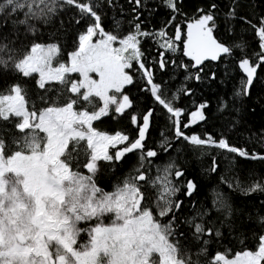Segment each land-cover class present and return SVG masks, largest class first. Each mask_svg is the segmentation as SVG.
I'll list each match as a JSON object with an SVG mask.
<instances>
[{
  "label": "snow or ice",
  "instance_id": "obj_1",
  "mask_svg": "<svg viewBox=\"0 0 264 264\" xmlns=\"http://www.w3.org/2000/svg\"><path fill=\"white\" fill-rule=\"evenodd\" d=\"M102 2L109 9H119L121 15H126L119 0ZM126 2L131 5L133 14L127 21L132 31L122 37L115 34L121 28L120 19L113 18L115 31L103 26L98 11L101 0H3L0 3V17L19 14L22 18L11 23L33 36L37 32L35 22L42 20L47 24L65 6L77 10L76 18L69 19V25L74 23L79 28L84 24L75 33L73 50L67 53L68 63L60 62L55 67L53 61L62 51L59 43L33 42L23 54H18L8 44H0V69L12 70L25 79L38 74L39 89L51 91L46 85L56 82L65 94L63 101L40 97L48 106L37 109L33 104L29 110L25 89L19 83L11 85L7 94L0 93V120L18 118L10 140L0 135V264H191L178 255V244L172 242L179 227L187 225L192 230L194 239L204 246L201 254L206 253L210 242L204 237L220 240L223 238L221 228L227 229L229 234L234 231L235 225L230 219L233 209L222 199L213 201L214 210L224 214L221 228L206 227L204 217L210 215L211 210L196 211L194 216L177 224V213L183 201L173 199L181 191L174 180L179 181L185 173L174 163L166 165L163 174L152 181L153 185L159 184L155 215L144 203L146 197L138 184L146 181L144 172L111 192L99 187L94 176L101 162H120L137 150L141 164L158 155L157 151L146 148L155 109L149 107L142 113L130 111L135 102L127 88L137 83L141 85L139 91L150 94L154 104L165 111L177 142L183 140L192 147H214L246 160L264 161V154L232 145L227 136L217 139L211 134H205L204 138L186 134L185 129L207 119V101L198 105L193 101L195 110L191 112L174 104L181 95H194L195 90L188 87V83L205 78L206 61L232 57L233 48L239 49L243 57L236 64L242 75L233 96L250 95L258 76L257 69L264 65V16L258 18L257 24L247 17H239L259 39L260 52L254 53L253 61L245 53L243 42L229 46L215 37V3L207 12L198 9V17L186 23V32L175 25L174 36L170 37L167 28L179 12L177 0H162L174 15L155 32L142 27L149 0ZM237 2L233 0L234 5ZM228 16L236 17L234 7ZM8 23L5 20L3 27H8ZM149 38L161 49L155 61L160 71H165L171 63L186 73L184 82L170 97L165 95L167 82L155 81L153 68L141 50L142 42ZM176 41H182L183 56L189 58L190 64L183 61L177 64L176 60L166 58V52L178 51ZM70 74H78L80 79L71 80ZM208 78L215 80L216 73ZM94 98L100 104L89 110ZM228 106V101L221 98L218 110L223 113ZM113 113V118L129 115V122L137 133L134 139L121 131L108 134L94 127V122ZM185 114L187 122L182 119ZM236 123L239 121H234L230 127L234 128ZM161 147L165 153L172 149L168 137H164ZM110 149L115 151L110 152ZM81 153L85 157L82 167L87 174L73 170L75 156ZM79 167L77 165V169ZM217 169V159L213 156L209 170L215 173ZM228 186L232 188L231 184ZM182 187L189 197L196 190L192 180H187ZM241 191L245 195L264 193V182H255ZM106 215L114 217L109 224L104 223ZM157 217H168V222L161 223ZM259 220L264 224V216ZM82 224L87 227H81ZM82 234L87 236L84 243L79 242ZM184 235L179 233L181 238ZM209 264H264V235L258 237L255 251L246 249L232 255L228 248L223 253L217 252Z\"/></svg>",
  "mask_w": 264,
  "mask_h": 264
},
{
  "label": "trees",
  "instance_id": "obj_2",
  "mask_svg": "<svg viewBox=\"0 0 264 264\" xmlns=\"http://www.w3.org/2000/svg\"><path fill=\"white\" fill-rule=\"evenodd\" d=\"M157 1L158 0L149 1V10L145 11L142 16L146 25L157 26L165 22L170 16L169 10L165 9ZM119 2L123 5V8L125 6L128 7V10L129 7L131 9V5H129L126 0H119ZM213 3L217 5V8L213 10L216 14L218 13V10L227 13V17H222L221 22L219 23V28L221 29L218 34L220 36L219 39L230 43L249 42L251 35L243 33L242 28L245 26V23L242 22L239 17L244 15V13L250 12H255L256 15L257 13L264 15L261 14L264 13V0H238L235 5L233 0L177 1L179 10L185 14L188 13L189 15L197 8L208 11ZM102 7H105L103 19H105L106 24L109 25V21H112L113 23L114 17L120 19L122 22L125 19V15H121L119 9H109L106 4H103ZM233 7L236 12L235 18L228 16L229 11H231ZM70 8L71 7L62 11L60 10L61 12L58 10L57 13L48 20L47 24L42 20L35 22L34 26L37 29L35 36L27 33L23 27H17L11 23L13 20L22 18L19 14L17 16L6 14L0 17V44H8V46L14 48L18 54H23L31 43L42 36V31L45 30V33L49 34V36L51 34L58 38L62 44L64 43V47L70 48L73 46V36L78 30L74 23L71 25L68 24L69 19H75L77 13L76 9ZM130 14L132 18L133 14L131 12ZM5 20L9 22L8 27H3ZM229 25L230 29L228 30ZM216 62L218 63V61ZM216 62L211 61L209 63H214V65H216ZM229 62H231L229 65L231 68L229 70L233 69L239 74L236 60H229ZM214 72L216 73L215 80L209 79L208 77L210 75H207V83L193 81L194 85H198V98L207 100L209 105L207 108V119L201 125H195L194 129L202 131V128H204L211 131L214 135L223 134L224 136H227L229 142H233L239 146L244 145L248 151H261L260 149L264 142V65H261L258 68V76L254 80V84L250 89V95L242 96L241 100H234L231 97V90L234 84L233 76L231 74L227 76L224 75V73L218 68ZM225 76L227 77L226 80ZM163 78H167V76L164 74ZM36 80V74L31 78L25 79L12 70L0 69V93H5L11 85L19 83L22 87L30 91L33 96L36 94L38 98L46 97L49 99L53 96L57 97L56 91H52V93L49 94L50 96L46 95L47 93L45 90H41L37 87ZM140 86L141 85L137 83L136 85L127 88V91L133 95L135 102V107L130 111L132 112L133 110H136L142 113L149 107L155 109V115L153 116L149 132L151 135L147 137L151 146L154 147L158 153V155L155 158H152V160L160 162L166 156H168V158H173L175 164L180 165V168L184 171L185 175L193 178L196 184V190L192 195L187 198L185 197V204L187 206L185 205L186 207L184 211H186V213L183 214V218L188 219V213H193V215H195L196 211L203 212L209 210L212 206L210 215L204 217L206 227L213 226L221 228L220 222L224 220V214L222 212H216L212 205V194L216 192L220 193L223 198H225V202L233 209V216L230 219L234 222V231L229 234L227 229L221 228V231L223 232L222 239L213 240L207 237V239L210 240V243L206 246L205 254L200 253V249L204 247L202 243H199L194 239L191 229L185 225L186 228L182 229V231L184 230L183 233L185 235L181 238L182 246L179 249V256L190 260L191 264H209V254L212 250L219 249V247L226 245L230 247V249H238L246 243L249 245L258 233L264 231V224H261L259 220L261 216H264V206H262L264 205V193L255 192L245 195L241 189L250 187L254 181L261 182L258 179H261L264 175V161L246 160L235 156V154H226L221 150H218V169L213 173L209 170L212 164L210 158L204 160L206 165L204 167L199 158L200 156L202 157L200 150L197 148L189 149L186 147L185 141L181 140L177 142L174 136H172V133L170 134L172 137V140L170 139V144L173 145L172 149L166 153L164 148L159 150V144H156V141H158L157 136L162 127L165 129L168 127L167 115L161 107L158 105L154 106L155 104L150 94L139 91ZM57 92L58 94L63 93L62 90ZM221 98L227 100L229 105L228 109L223 113L217 108L220 105ZM213 102L215 103V106H213ZM114 115L115 114L113 113L106 118H102L101 121L95 122V126L98 129L107 132H115L118 130L131 132L134 130L129 122L128 114L113 118ZM234 121H239V123H236L234 128L230 127ZM247 143L250 145L256 143V145L253 144L255 147H251L247 145ZM258 146L259 148H257ZM135 153L136 152L127 154L122 161H120L119 165L102 168L101 175H99L101 181H103L104 184L109 183L113 177H118V175H122L126 172V169L131 168L133 160L136 158ZM222 156L224 157L223 159ZM230 156L236 158L237 162L236 160L234 162L233 160L230 161ZM224 164L226 165L225 169ZM219 174L221 175V178H223V181L218 178ZM261 180L263 182L264 178ZM229 184L232 185V188H229ZM193 205H195V209H193Z\"/></svg>",
  "mask_w": 264,
  "mask_h": 264
},
{
  "label": "rangeland",
  "instance_id": "obj_3",
  "mask_svg": "<svg viewBox=\"0 0 264 264\" xmlns=\"http://www.w3.org/2000/svg\"><path fill=\"white\" fill-rule=\"evenodd\" d=\"M149 1H152V0H149ZM157 2L161 6H163L165 9H168L167 7L164 6V4L162 3V0H158ZM0 3H3V0H0ZM103 4L104 3L101 0V6L98 9V11H100V13L102 15V24H103V26L105 27L106 30H108V31H115L113 29V27H112V24H113L112 21H109V25H108V24L105 23V19H103V13L105 11V7H102ZM68 7H71V6H65V8L63 10L68 9ZM177 7H178V5H177ZM70 9H73V7H71ZM124 9H125V13H127V16L125 15V19L123 20V22L121 21L122 22L121 23L122 24L121 29L118 32L115 33V34H118L121 37L124 36V35H126L128 32L132 31L131 26L127 23V21L129 19H131V14H130L131 9L129 7V10H128V7H125V6H124ZM178 9H179V7H178ZM198 9H201V8H197L194 11L195 13L192 12V13H190V15L188 13L185 14V13L181 12L180 10H179L178 13H175V17H176L175 20L172 21V24H170L168 26V28H167L168 35L170 37L171 36H174V33H175V25H180L181 28H182V32H185L186 31V23L187 22H190L194 18L198 17V15H199ZM168 10L170 12V16H169V18L167 20H170L171 17H172V15H174V13H172L170 9H168ZM205 12H207V11H205ZM261 14H264V13H261ZM214 15H215V23H216V26H217L216 29L214 30L215 37L220 42H222V43H224L226 45H229V46L234 45V44H237V43H240V42H232V43H230V42H226L224 40H220L219 39L220 36L218 34H219L220 30H221L219 28L220 27L219 26L220 25L219 23L221 22V18L222 17L223 18H226L227 17V13L226 12H223L222 10H218V13L216 14L214 12ZM242 16L243 17H247V19L251 20L253 24H257L258 18L261 17V16H264V15H260V13H257V15H256L255 12H253V13L250 12V13H244V15H242ZM165 22H163V23H161V24H159L157 26H152V25H148V24L146 25L145 23H143V26L142 27L144 29H146V30H150V31L155 32V31L159 30L165 24ZM83 27H84V24H81L77 31L81 30ZM229 29H230V25L228 27V30ZM242 29H243V33H245L247 35H251L250 36V39H249V42L244 43L246 45L244 51H245V53L250 58H252L253 61H255L254 53L260 52L259 39H258V37H256L254 31L250 28V26L248 24L245 23V26H243ZM73 38H75V35L73 36ZM34 42H41V43H45V44H47V43H59L60 46H61V50L62 51H61V54L58 56V58L57 59H54L53 66L55 67L60 62L68 63L67 53L69 51L73 50V46H71L70 48L64 47V45H63L64 43L62 44V42H60V40L58 38L52 36L51 34L49 36V34L45 33V30L42 31V36L38 40H36ZM175 43L178 46V51L176 53L166 52L165 53L166 58L169 59V60H173V59L176 60L177 61V64L180 61H183L185 64H190L191 61L189 60V58L183 56V44H182V41H176ZM114 46H118V45L114 44ZM141 50L143 52H145V57L148 59V61L150 62V65L153 68L155 81L157 83L167 82L164 85V87H165V95L167 97H170L171 96V93L176 92V90L184 82V76L186 75V73L182 69L174 68L171 63H169V65L167 66V69L165 71H160L158 69V67H156L155 61L159 58L158 57V52L161 51V49L159 48V45L156 43L155 40L149 38L146 41L142 42V44H141ZM234 54L235 55L237 54L236 55L237 57ZM241 58H243L242 57V54H241V51L239 49L233 48V56L232 57H228V58L222 59V60L218 61V63L216 62L217 63L216 65H214V63L213 64L209 63L211 61L205 62L204 65H203V68H204L203 76L205 78L203 80H201L202 83H204V82L207 83L206 76L207 75H210L211 73H213L218 68V69H220V71L222 73H224V75L227 76V75L231 74L233 76L234 84H233L232 90H231L232 91L231 92V95H232L231 97L234 100L235 99L241 100L242 97H234L233 94L236 91V89L239 87V80L241 78L242 73L240 72V70H239V74L236 73V71L233 70V69L232 70H229L231 68L229 66L230 63H231V62H229V60L235 59L236 60V64H237V61L239 59H241ZM161 74H163V75H161ZM164 74H165V76H167V78H163L164 77ZM36 75H37V79H38V74H36ZM92 75H93V78L98 79V77L95 74H92ZM226 76H225V80L227 79ZM69 78L71 80H79L80 79V77H79L78 74H70V77ZM192 83H193V81L192 82H189L188 83V87L193 88L195 90L194 91V95L193 96H187V97L181 95L180 99L174 102L175 107L184 108V109H187L188 112H191V111L195 110V107L193 105V101H195V104L196 105L207 101V100H205L203 98L202 99H199L198 98V96H199L198 95V91H197L198 85L197 84L194 85V83L193 84ZM60 87H61V85H59V83H56V82H51L50 84L46 85V88H51L52 89L51 91L46 92L47 93L46 95L50 96L49 94L52 93V91H56V95H57V97L56 96L55 97L54 96L53 97H50L51 99L48 97L49 98L48 99L49 101L56 100L58 98L61 101H63L65 94L64 93L58 94V92H57V91H60L61 90ZM24 89H25L24 94H25L26 99L28 100V104H29V110H31V107H32L33 104L35 105V107L37 109H41V108H44V107H47L48 106V104L42 102L41 99L38 98V96H36V94H35V96H33L30 93V91H28L26 88H24ZM5 94H7V92H5ZM130 95H131V97L133 99L134 98L133 95L132 94H130ZM207 103H208V101H207ZM99 104H100V102L98 101V99L97 98H94L93 99V105L92 106H89V110H92L93 107L99 106ZM154 106H156V105H154ZM213 106H215V103L214 102H213ZM213 111H214V109H213ZM238 111H239V109H238ZM132 112H138V111L133 110ZM138 113H141V112H138ZM205 115L207 117V109H205ZM182 119H183L184 122H187L188 115L185 114ZM152 121H153V117H152ZM152 121H151V125H152ZM17 122H18V118H15V117H12L10 119V121L0 120V135H5L6 139L10 140L11 139V135L10 134L15 132L14 124L17 123ZM203 122H205V121L199 122L198 124L201 125ZM167 125H168L167 129H165V128L162 127L160 129V131H159V135L157 136L158 137V141H156V144H159V146H160V147L158 146L159 150H162L163 149V147H161V143H162V141H163V139H164L165 136L168 137V142L169 143L172 140V137H171L170 134L172 133L173 134L172 136H174L173 130L171 128V125H170L168 119H167ZM194 126L188 128V129H185V132H186L187 135L198 134L201 138H204L205 137V134H211L213 137L216 136L217 139H219L220 136L223 135V134H216V135H214V134H212L211 131H208V130H206L204 128H202V131L201 130H195L194 129ZM94 127L97 130L102 131V130L98 129L95 126V122H94ZM118 131H121V132H123L125 134H128L133 139L137 135L135 128L131 132L130 131H128V132L127 131H122V130H118ZM102 132H106L108 134H114L116 131L115 132L102 131ZM161 133H163V135H161ZM149 135H151V133H149L148 136ZM229 143L232 144V145H235L237 147H242V148L247 149L246 146H244V145L239 146L238 144H235L233 142H229ZM185 144H186V147H188L189 149L190 148H197L198 150H200V154L202 155V157L200 156L199 158L201 159L204 167L206 166L205 165V162H204L205 159L210 158L211 159V163H212V157L213 156H215L216 159H217L218 149H216L214 147H207V146H204V147H192L187 142H185ZM253 144L256 145V143H253ZM253 144L250 145V144L247 143V145H249L251 147H255ZM146 148L147 149H153V150L157 151L154 147L151 146V144L149 143L148 139L146 140ZM257 148H259V146ZM260 150L261 151H255V150H252V151H255L257 153L264 154V142H263L262 148ZM114 151H115L114 149H110V152H114ZM252 151H249V152H252ZM135 152H136L135 153V157L136 158L133 160V164L131 165V168L126 169V172H124L122 175H118V177H113L112 180L109 183H105L104 184V182L101 181V179L99 177V175H101L102 168H106L108 166L111 167L113 165H119L120 162H115V161H113L111 163L101 162L99 164V170L95 174L94 179H95L96 184L99 187L103 188L106 191L111 192V191H113L115 189V187L122 186L123 183L126 180H130V179L134 178L135 176H137L139 174V172H141V171L144 172L146 174V178L147 179L144 182H138V184H139V186L141 188V191L144 193V195L146 197V200L144 201V203L146 205H148L149 207L152 208L153 213L155 215L156 212H157L156 202H157V198H158L159 184L153 185L152 184V181H154L157 178V176H160V175L163 174V169H164V167L166 165L171 164V163H174L175 164V162H174V159L173 158H168V156H166L160 162H156V161H153L152 158H148V159H146L143 162V164H141V161L139 159V157H140V151L137 150ZM223 156H225V155H223ZM223 156H222V159L224 158ZM229 160L230 161L231 160H233V161L236 160V162H237V159L236 158H232V156L229 157ZM149 161H151V162H149ZM84 162H85V157H84V155L82 153L79 154V156L76 155L75 156V159L73 161V170H79L81 173L87 174L85 172V170L83 169V167H82V164ZM77 165H80V167L78 169H77ZM175 165L178 168H180V165H178V164H175ZM225 167H226V165L224 164V169H225ZM218 178L220 180H222L220 174L218 175ZM263 178H264V175L261 177V179H263ZM261 179H258V180H260L262 182ZM187 180H192L195 183V181L193 180V178H191V177H189L187 175H185L179 181H175L174 180V183H176L177 186H180L181 187V191L179 193H177V195L173 199L174 200L184 201L182 208L177 213V224H180V222L182 220H186L187 219V218H183V214L186 213V211H184L185 210V207L187 206L185 204V202H186L185 197L187 198L188 196L185 195V189H184V187H182L186 183ZM255 182L256 181H254V183ZM212 196H213V201L214 200H217V199H222L223 201H225V198H223V196L220 193H217L216 192V193L212 194ZM212 205H213V203H212ZM209 210H212V206L209 208ZM205 211H208V210H205ZM180 213H182V214H180ZM187 215H188V219L191 218L192 216H194L193 213H190V214L188 213ZM113 218L114 217H112L111 215H106L104 217V223L105 224H109ZM157 218H159V217H157ZM159 219H161V223H167L168 222V217L159 218ZM80 226L81 227H87V225H84V224H82ZM183 228H186L185 225H182L181 227H179V229L177 231V236L174 237V238H172V242L173 243H177L179 249L182 246V243H181V240L182 239H181V237H179V233L184 231V230L182 231ZM191 232H192V230H191ZM260 235H264V231L258 233L257 236L255 237V239L252 242H250L249 245H247V243H246V244H244V246H241L238 249H231L232 250V255H234L235 252H237V251H243V250H246V249L247 250H253V251H255L256 248H257V244H258V237ZM204 239H207V237H204ZM86 240H87V236L86 235H83L82 234L79 237V242L80 243H84V242H86ZM228 248H230V247H228L226 245V246L219 247V249L210 251V254H209V257L210 258H209V260L211 261L212 258L214 257V255L217 252L223 253ZM178 255H179V252H178Z\"/></svg>",
  "mask_w": 264,
  "mask_h": 264
},
{
  "label": "flooded vegetation",
  "instance_id": "obj_4",
  "mask_svg": "<svg viewBox=\"0 0 264 264\" xmlns=\"http://www.w3.org/2000/svg\"><path fill=\"white\" fill-rule=\"evenodd\" d=\"M187 30V29H186ZM186 32V31H185Z\"/></svg>",
  "mask_w": 264,
  "mask_h": 264
},
{
  "label": "water",
  "instance_id": "obj_5",
  "mask_svg": "<svg viewBox=\"0 0 264 264\" xmlns=\"http://www.w3.org/2000/svg\"><path fill=\"white\" fill-rule=\"evenodd\" d=\"M257 71H258V69H257Z\"/></svg>",
  "mask_w": 264,
  "mask_h": 264
}]
</instances>
